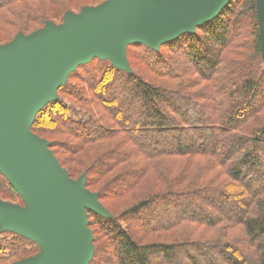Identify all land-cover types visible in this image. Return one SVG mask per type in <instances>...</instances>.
<instances>
[{"label":"trees","instance_id":"16d2710c","mask_svg":"<svg viewBox=\"0 0 264 264\" xmlns=\"http://www.w3.org/2000/svg\"><path fill=\"white\" fill-rule=\"evenodd\" d=\"M34 1L0 0V26L16 16L18 22L29 16L46 25L28 5ZM127 52L130 71L100 58L79 65L31 125L39 137L61 139L50 147H58L56 155H69L70 177L85 174L86 187L99 186L95 193L107 215L93 210L88 215L104 242L98 244L94 234L89 264H264L258 0H232L193 33L158 50L129 44ZM180 159L205 164L195 172L197 165H188L173 178L174 168L166 163ZM133 190L122 210L108 205ZM0 197L24 204L1 170ZM184 223L194 228L178 231ZM6 250L8 257L24 258L40 246L0 227V252Z\"/></svg>","mask_w":264,"mask_h":264},{"label":"water","instance_id":"95a60500","mask_svg":"<svg viewBox=\"0 0 264 264\" xmlns=\"http://www.w3.org/2000/svg\"><path fill=\"white\" fill-rule=\"evenodd\" d=\"M231 1L105 0L0 44V170L24 201L0 200V227L40 246L13 264H89L94 247L88 210L107 215L86 177H70L50 143L31 129L69 74L94 58L130 71L129 44L158 50L195 32ZM258 16L264 57V0H258Z\"/></svg>","mask_w":264,"mask_h":264},{"label":"rangeland","instance_id":"374dc122","mask_svg":"<svg viewBox=\"0 0 264 264\" xmlns=\"http://www.w3.org/2000/svg\"><path fill=\"white\" fill-rule=\"evenodd\" d=\"M105 0H36L34 2H31V4L28 3L29 6H33L34 11L32 10L33 14H37V15H41L42 16V20L46 22H54L55 24L59 25L61 23L64 22V20H62L61 18H58V15L59 14H68V13H75V14H78L80 13L84 8L86 7H93V6H97L101 3H103ZM39 12V13H38ZM25 13V12H24ZM13 23H9V24H6V25H3V26H0V44H5L9 41H11L18 33H23V34H30L36 30H39V29H42L45 27L44 26H40V21L41 20H37V21H31V19H29V16H23L22 18V21L18 22V17H13ZM21 30V31H20ZM128 54V52H127ZM127 59H128V62H129V65L131 67V64H130V61H129V58H128V55H127ZM139 68L136 67V70H138ZM82 73L84 72V70L81 71ZM148 77L150 79H153V76L152 74H149ZM72 82H78L77 80H73ZM65 101L71 105L73 104L72 100L69 98V97H66L65 98ZM74 119H79V116H73ZM41 138H44L46 139L49 143L55 139H58L61 140L60 138H57L55 136H43ZM58 147H55V149H57ZM50 149L53 151L54 153V150L52 147H50ZM59 151V150H58ZM54 155L56 156V158L58 159V161L60 162V164L67 170V167L70 168L72 167V160L70 161V159H68L69 155L67 156L66 154H63L61 153L60 151L57 153V155L54 153ZM80 155H83V152L80 154ZM79 155V157H80ZM62 161L65 162L66 165H63L62 164ZM177 162V163H176ZM176 162H168L166 163L167 165H169L170 167H172V169L174 168V170L170 171V176L173 177V178H176V176H179V174L181 175V172H182V169L186 166H190V168L192 166H196V167H193L192 170H194L193 172H195L196 168L199 169L198 165H203L205 164L204 163V160H197L195 163H192V164H188V160L187 159H180ZM194 164V165H193ZM123 167H125V165H122L120 166L119 168H117V170H121L123 169ZM218 170H214L213 172H211L208 176V177H211V176H214L216 175ZM68 172V171H67ZM191 172V171H190ZM191 172V173H193ZM114 173H110V175H113ZM86 177L85 174H82ZM82 175H80L79 177H81ZM193 176H195V174L193 173ZM79 177H73L74 179H78ZM192 179V177L190 178ZM206 180V179H204ZM161 183L164 184V182L162 181ZM160 184V183H159ZM187 184V182H185V185ZM160 186H162L160 184ZM92 193H95L97 191V189L99 188L98 185H95V186H91L90 188L87 187ZM137 191V190H136ZM136 192L135 190H133L132 192H130L126 197H123V199H116L114 200V203H116L115 205L113 204H108L109 206H112L114 208V210L116 212H118V210H122L121 209V206L123 205V202L126 201L127 199H132L133 196ZM0 200L1 201H4V202H10V203H14V204H20V205H23L19 202H12L8 199H5L4 197H0ZM100 205L105 208V206L102 204V202L100 201V199H98ZM106 209V208H105ZM88 220H89V217H88ZM89 227H90V230L92 232V237H93V247H95V243H94V239L95 237L98 239V244H101L104 242V240L102 239V237L100 236L99 232L97 231L96 228L90 226L89 224ZM185 227V229H193L194 228V225H191V224H187V223H184V226L182 227H178L180 228L178 231H181V229L183 230ZM188 227V228H186ZM177 228V229H178ZM94 234H95V237H94ZM207 236H211L213 235V233L211 232H207V233H203ZM173 235V234H172ZM200 235L199 233L197 234V236ZM158 237H164L163 235L161 236H158ZM8 239H11V236L8 237ZM95 249V248H94ZM8 250L6 251H2L0 252V264H13L17 261H20L24 258H28L27 257H24V258H11V257H8ZM3 256H6L5 258H7L6 260H2L4 259ZM33 256V255H32ZM30 257V256H29Z\"/></svg>","mask_w":264,"mask_h":264}]
</instances>
